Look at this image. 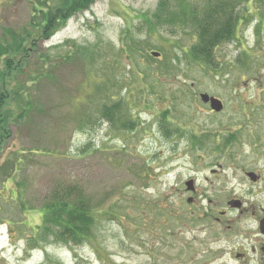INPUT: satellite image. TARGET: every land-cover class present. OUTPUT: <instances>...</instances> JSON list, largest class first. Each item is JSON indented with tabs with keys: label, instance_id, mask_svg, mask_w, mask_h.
<instances>
[{
	"label": "rangeland",
	"instance_id": "374dc122",
	"mask_svg": "<svg viewBox=\"0 0 264 264\" xmlns=\"http://www.w3.org/2000/svg\"><path fill=\"white\" fill-rule=\"evenodd\" d=\"M44 2L55 0H0V48ZM158 2L96 0L49 40L28 45L29 71L6 80L12 91L27 82L21 95L36 105L22 116L18 98L10 105L11 136L0 153V264H233L226 240L241 219L232 211L222 223L211 217L228 211L232 197H248L242 151L253 141L245 137L264 128V5L238 6L236 35L217 47L210 68L188 55L192 30L149 33L145 19ZM171 63V72L155 76L153 68ZM202 92L220 97L224 111L202 104ZM119 100L132 130L101 120L102 107ZM168 121L203 146L191 149L187 135L167 138ZM229 133L241 140L223 148ZM189 179L196 195L186 192ZM67 185L97 207L90 240L65 242L43 229L45 203Z\"/></svg>",
	"mask_w": 264,
	"mask_h": 264
},
{
	"label": "trees",
	"instance_id": "16d2710c",
	"mask_svg": "<svg viewBox=\"0 0 264 264\" xmlns=\"http://www.w3.org/2000/svg\"><path fill=\"white\" fill-rule=\"evenodd\" d=\"M95 1L55 0L54 5L47 2L41 3V7L33 10L27 27L20 32L13 29L8 30L5 39L8 40L10 37L11 45L4 49L0 48V59L4 55L7 56L4 60V68L0 69V153L6 145V138L11 136L10 125L14 112L10 105L14 99L18 98L19 104L22 105L21 116L30 112L36 105L30 97L24 98L21 95V90L25 88L27 82L12 91L6 87V80L17 82L18 78L24 75L23 71H29L30 49L28 45H36V40H49L54 33L67 24L72 16L88 9ZM253 1L206 0L201 6H197L196 3L188 2V0H159L156 10L145 19V23L149 33L153 36L157 33L161 34L165 26L179 29V26H182V29L192 30L197 37L188 55H191L193 61L214 68L217 67L215 63L217 47L232 41L236 35L240 20L238 6L244 2ZM257 1L264 5V0ZM34 35H37L36 39ZM134 45L133 41L128 51L130 54L137 50V46ZM75 53L70 52L68 59H77L73 57ZM23 63L24 66L21 68ZM87 64L94 66L93 59L89 60L88 57ZM172 69L174 66L171 63L165 66L160 65L152 70L155 76L160 77L166 76ZM17 85L18 83L15 86ZM103 90H105L104 87ZM119 101L112 105L105 104L102 107L99 113L101 120L109 122L114 127L132 130L136 126L135 122L126 119L127 115L124 112L126 108L123 102ZM169 124V121L167 124L161 123L166 137L183 133L177 126L169 128ZM82 195H84L82 189L71 185L54 190L44 205L43 229L52 228L53 234L58 239H64L65 242L80 243L84 239H92L95 236L92 227L96 220L97 210L95 208L97 207L90 205V201L85 200Z\"/></svg>",
	"mask_w": 264,
	"mask_h": 264
},
{
	"label": "flooded vegetation",
	"instance_id": "af4514ba",
	"mask_svg": "<svg viewBox=\"0 0 264 264\" xmlns=\"http://www.w3.org/2000/svg\"><path fill=\"white\" fill-rule=\"evenodd\" d=\"M215 97L222 100L218 96ZM222 102L225 108V102L223 100ZM204 105L209 106V104ZM211 111L214 112L213 110ZM242 111L247 113V108L243 106ZM222 112L215 113L219 114ZM246 123L252 125L249 121H246ZM252 130L257 132L247 131L245 137V139L248 138L253 141L250 145V151H242L245 163H247V166L251 167V169L244 172L245 180H243L245 183L249 184L245 193L248 197H232L227 201L228 211L219 210L218 216L213 214L211 217L213 223H222L226 215L232 211L236 212L238 219H241L239 222L240 226H237V228L233 230V235L230 234L231 236L226 240L228 246L235 247L230 254L233 264H264V168L260 170L257 169V165L260 162H264V128ZM177 135L181 138H184L186 135L189 136L185 133H179ZM192 135L189 136V147L191 149L198 148L199 144L194 145L195 138ZM241 137L242 135L238 136L233 133L227 134L222 144L223 148L232 146L235 142L240 141ZM200 141L204 142L202 139ZM255 141H257V143H254ZM215 173L216 171L214 174ZM190 180L194 182V190H189L187 187V182ZM185 186L187 193H192L193 195L198 193V191H196L194 179L186 181ZM186 192H184V194ZM188 200L190 201L191 199ZM210 201L212 202V200ZM232 227H234V225H228L227 229H231Z\"/></svg>",
	"mask_w": 264,
	"mask_h": 264
},
{
	"label": "water",
	"instance_id": "95a60500",
	"mask_svg": "<svg viewBox=\"0 0 264 264\" xmlns=\"http://www.w3.org/2000/svg\"><path fill=\"white\" fill-rule=\"evenodd\" d=\"M155 57L160 56L159 52H153L152 53ZM201 99L204 103H210L211 104V108L214 111L220 112L223 110V103L221 100H219L216 97H211L208 94L204 93L201 94ZM187 187L189 190H194V182L191 180L189 182H187Z\"/></svg>",
	"mask_w": 264,
	"mask_h": 264
},
{
	"label": "bare ground",
	"instance_id": "6f19581e",
	"mask_svg": "<svg viewBox=\"0 0 264 264\" xmlns=\"http://www.w3.org/2000/svg\"><path fill=\"white\" fill-rule=\"evenodd\" d=\"M244 3H248V2H244Z\"/></svg>",
	"mask_w": 264,
	"mask_h": 264
}]
</instances>
